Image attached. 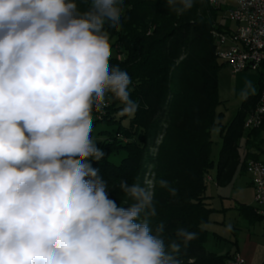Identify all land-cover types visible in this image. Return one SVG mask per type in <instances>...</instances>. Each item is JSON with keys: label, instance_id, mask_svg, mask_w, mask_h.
Masks as SVG:
<instances>
[{"label": "clouds", "instance_id": "clouds-1", "mask_svg": "<svg viewBox=\"0 0 264 264\" xmlns=\"http://www.w3.org/2000/svg\"><path fill=\"white\" fill-rule=\"evenodd\" d=\"M178 14L193 0H167ZM124 0H0V264H181V243L155 234L153 193L120 189L118 206L91 160L92 112L111 100L133 117L128 73L110 65L105 25L119 30ZM172 195L176 189L161 180ZM187 247L197 233L180 228Z\"/></svg>", "mask_w": 264, "mask_h": 264}, {"label": "trees", "instance_id": "trees-1", "mask_svg": "<svg viewBox=\"0 0 264 264\" xmlns=\"http://www.w3.org/2000/svg\"><path fill=\"white\" fill-rule=\"evenodd\" d=\"M76 3L80 11H85L90 0H76ZM218 8H212L208 0H193L192 8L178 15L167 0H124L121 28L116 30L105 25L109 42H112L111 49L115 51L109 63L128 73L130 99L139 107L133 117L117 118L123 105L118 100H111L104 114L92 112L93 129L97 124L105 123L116 125V131L114 134L101 132L106 137L96 146L104 156L90 162L106 182L109 198L118 206L128 207L135 201L119 185L122 181L129 185L138 183L141 168L147 167L144 165L147 163L144 145L149 125L153 115L165 107L167 97L171 95L166 107L169 125L155 181L153 203L156 215L149 223L154 234L158 225H164L161 235L166 250L174 240L181 243L177 255L181 264H226L232 257L205 249L208 232L204 225L212 213L205 194L206 176L214 167L211 130L215 127L221 130L216 171L219 186L230 184L237 171L246 172L247 161L256 160H240L239 149L245 135V118L255 106L262 88L264 64L258 72V92L246 98L231 122L223 125L222 113L217 112V107L223 103L218 100L217 79L226 64L218 63L214 36L217 32L212 34L221 19ZM124 118H128L126 126L121 124ZM262 131L264 121L259 128L249 130L246 136L258 140ZM153 135L151 130L150 136ZM257 140L255 145L259 146L261 140ZM145 172L146 169L142 174ZM161 180L175 188L176 194L161 187ZM239 210L243 214L248 208L242 206ZM180 228L197 233V238L187 247L176 237Z\"/></svg>", "mask_w": 264, "mask_h": 264}, {"label": "rangeland", "instance_id": "rangeland-1", "mask_svg": "<svg viewBox=\"0 0 264 264\" xmlns=\"http://www.w3.org/2000/svg\"><path fill=\"white\" fill-rule=\"evenodd\" d=\"M222 8H218L221 13V19L218 20V24L215 26V29L212 31V34L214 31L222 33L226 29L231 28L234 29L233 23H229L227 16L224 12V3L222 4ZM219 13V12H218ZM213 37V35H212ZM214 39V37H213ZM110 45L112 42H109ZM215 44V40H214ZM115 55V51L111 49V57ZM120 57H118L119 59ZM218 63L221 65L224 62L218 59ZM172 75V71L170 73ZM258 72H247L242 74H236L232 75L229 68L224 65V67L219 71L218 73V89H217V95L218 100L223 102L217 107V112L222 113V123L226 124L228 121H230L237 109L240 107V104L244 98H240L241 95H250L254 93L257 89V80H258ZM243 97V96H242ZM171 95L169 94L167 97V102L164 108H159L157 113H155L153 116V121L149 125L150 130L148 131L146 138L147 141L144 145V160H147V163H144V165H147L146 168H141V172L139 173V181L141 187H144L148 190H150L153 193L155 192V181L157 179V173L160 168V153L162 150V146L165 139V132L169 125V118L167 116V106L171 100ZM121 115H118L117 118H120ZM100 119V118H98ZM128 123V118L122 119L121 124L126 126ZM153 131L154 135L150 136V131ZM102 131H108L111 134H114L116 131V125H108L105 123L97 124L92 132V139L97 144L101 142L105 135H103ZM151 137V138H150ZM151 139V140H150ZM124 140V138L122 139ZM211 140L213 142L212 144V151L211 156L212 160L214 161V166L217 164V160L219 157V151L221 147V137H220V127H215L211 130ZM216 168V167H215ZM146 169V172L142 174V171ZM214 170V169H213ZM212 169L209 172V176H211ZM250 178V176H248ZM246 175H240L238 176V185L234 189V195L236 196L235 199H241L240 202L249 201L251 190L246 185L249 178ZM142 179V182L140 183V180ZM214 190L212 183L206 184V193L209 195ZM228 190V189H225ZM239 197V198H237ZM254 201V197H253ZM255 203V201H254ZM225 206L230 205L226 201L224 202ZM213 206L218 207L217 201L214 202ZM231 215L232 210H230ZM218 218H221L220 213H214L211 216V220H216ZM210 224V223H209ZM209 224H206L205 227L209 228ZM226 246V243H221L219 245L215 244L214 241H212L211 237L209 238L208 243L205 244V249L207 251L216 252L219 248Z\"/></svg>", "mask_w": 264, "mask_h": 264}, {"label": "crops", "instance_id": "crops-1", "mask_svg": "<svg viewBox=\"0 0 264 264\" xmlns=\"http://www.w3.org/2000/svg\"><path fill=\"white\" fill-rule=\"evenodd\" d=\"M247 72L249 71L241 72L239 74L247 73ZM258 81H259V77L257 80V89L254 93L250 95L240 96V98H244L241 104L246 98L255 95L258 92L259 90ZM231 120L228 121L226 124H223L222 123L223 121L221 123L223 125H228L231 122ZM244 129H245V135L240 142V149H239L240 160L247 161L248 159H256V161H260L264 163V131H262L259 134V139L257 140L256 138H254V136H249V137L246 136L247 132L251 129L248 130L245 127ZM220 137H221V130H220ZM256 140L257 141L261 140L259 146L255 145ZM218 160H217V164H218ZM217 164L212 168L211 176H209L208 173V175L206 176L207 180H205V184H207L208 182L213 184L214 190L209 195L205 192L207 196L206 202L209 208L212 209V213L207 223V224L210 223L209 228L205 227L206 224L204 225V228L208 232V239L206 243H208L209 238L211 237L212 241H214L215 244L219 245L224 242L226 243V246L219 248L218 251L216 252H212V251L209 252L215 253L217 255L228 254L230 256L238 254L244 260L245 264H264V225H262L261 220L256 218L257 217L256 215H258L257 214L258 207L253 201L254 192L250 178L246 174L245 170L241 172L237 171L230 184L226 186H219L216 182ZM240 175H246L249 178L246 185L249 187V189L252 192L249 201H246L247 203L240 202L241 199H235L236 196L234 195V189L235 187H237L236 185H238L237 177ZM215 201H217L218 207L213 206ZM225 201L230 205L225 206L224 205ZM242 206L248 208V211H245L243 214L239 210V208ZM230 210H232L233 213L232 215L230 213ZM214 213H220L221 218H218L216 220H211V216Z\"/></svg>", "mask_w": 264, "mask_h": 264}, {"label": "built area", "instance_id": "built-area-1", "mask_svg": "<svg viewBox=\"0 0 264 264\" xmlns=\"http://www.w3.org/2000/svg\"><path fill=\"white\" fill-rule=\"evenodd\" d=\"M224 12L234 29L217 32V58L226 64L232 75L246 71L259 72L264 64V0H224ZM262 93L264 80L258 100L245 118L244 127L247 129L256 119L261 102H264ZM105 108L101 113H105ZM249 173L257 214L264 225V166L255 167ZM230 259H234V264H245L238 254Z\"/></svg>", "mask_w": 264, "mask_h": 264}, {"label": "bare ground", "instance_id": "bare-ground-1", "mask_svg": "<svg viewBox=\"0 0 264 264\" xmlns=\"http://www.w3.org/2000/svg\"><path fill=\"white\" fill-rule=\"evenodd\" d=\"M209 5L212 8H217L220 7L222 8V4L224 3V0H208ZM223 9V8H222ZM215 39H216V48L218 45V35L215 34ZM262 100H264V93H262ZM262 121H264V102H261L260 104V111H257V117L253 121H251L249 129H254V128H259L262 124ZM264 166V163L256 160H249L246 163V174L250 176L249 170L255 168V167H262ZM226 264H234V259L229 260Z\"/></svg>", "mask_w": 264, "mask_h": 264}]
</instances>
